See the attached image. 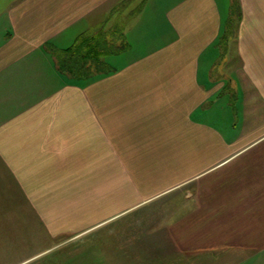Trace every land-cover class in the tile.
Wrapping results in <instances>:
<instances>
[{"label": "crops", "instance_id": "1", "mask_svg": "<svg viewBox=\"0 0 264 264\" xmlns=\"http://www.w3.org/2000/svg\"><path fill=\"white\" fill-rule=\"evenodd\" d=\"M239 4L0 0V191L40 235L107 228L94 264H264V0ZM85 37L121 64L61 71Z\"/></svg>", "mask_w": 264, "mask_h": 264}, {"label": "rangeland", "instance_id": "2", "mask_svg": "<svg viewBox=\"0 0 264 264\" xmlns=\"http://www.w3.org/2000/svg\"><path fill=\"white\" fill-rule=\"evenodd\" d=\"M218 2L224 17H228L232 0H218ZM107 63L110 66H119L121 64V62L116 60V56L109 57ZM4 178L6 179V176H4ZM4 178L2 179L7 186V182L9 181L7 179L6 181ZM5 190H8V192L0 191V264H17L28 258L34 260L30 264H79L76 260L78 258L76 257L75 251L77 245L86 246L85 253L81 257L84 259L83 264H94L93 262L96 260V256L93 252L90 253L91 247L95 243L96 245L98 244L97 241L101 239L100 233H105V229L107 228L89 233L77 241L72 239V241L68 242L66 245H63L64 243L61 244L63 246L56 245V243L59 242L58 240L63 238H56L58 239L56 240L55 237L40 235L36 230L39 220L37 213L34 212L32 215L28 213L30 216L23 214L25 212L20 208L16 190H13L14 193H11L9 186H7ZM56 207L57 206H51L50 215L52 218L57 215L54 214ZM50 223L58 227V222L52 220ZM40 227L42 226H39V228ZM103 241L105 242V239H103ZM47 248L50 249L45 252L42 257L37 259V257L42 254L37 253ZM178 263L185 264L186 260L180 259Z\"/></svg>", "mask_w": 264, "mask_h": 264}, {"label": "trees", "instance_id": "3", "mask_svg": "<svg viewBox=\"0 0 264 264\" xmlns=\"http://www.w3.org/2000/svg\"><path fill=\"white\" fill-rule=\"evenodd\" d=\"M239 7V0H232L231 21L235 18ZM109 47L99 39L85 37L61 52L56 51L54 55L61 71L67 72L73 78L90 79L96 73L104 74L111 71L110 66L100 58L103 54L110 53Z\"/></svg>", "mask_w": 264, "mask_h": 264}]
</instances>
